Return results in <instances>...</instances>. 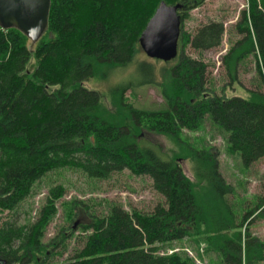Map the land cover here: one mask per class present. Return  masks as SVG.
Listing matches in <instances>:
<instances>
[{
    "label": "trees",
    "instance_id": "16d2710c",
    "mask_svg": "<svg viewBox=\"0 0 264 264\" xmlns=\"http://www.w3.org/2000/svg\"><path fill=\"white\" fill-rule=\"evenodd\" d=\"M205 0H51L49 27L40 40L16 28L0 27V213H17L47 174L78 170L104 180L128 169L148 175L165 197L152 213L125 210L111 203L102 215L92 214L79 228L83 246L62 264H194L183 253L160 250L186 237H206L208 251L218 252L221 264H259L264 242L242 228L250 218L264 220V197L241 214L229 202L233 188L220 171L212 147H196L185 131H200L207 119L223 132L227 150L248 169L264 157V91L247 90V97L206 93L205 66L185 55L188 45L207 50L221 45L225 29L219 22L201 26L192 37L183 31L189 12ZM161 2L181 4L178 56L166 62L161 80L155 65L139 61L142 82L125 81L111 90L114 110L103 96L84 86L129 65L141 51L139 39ZM239 31L223 64L232 82L249 57L264 86V0H248ZM157 85L163 102L154 108L129 103L126 92ZM159 133L179 146L168 156L142 137ZM193 163L194 179L181 160ZM66 188H50L39 217L0 227V260L5 264H52L50 254L75 234L74 220L90 210L83 201L63 202L73 226L48 244V225L58 213ZM241 211V210H240ZM248 224V223H247ZM249 225V224H248ZM246 229V228H245ZM58 253V252H56Z\"/></svg>",
    "mask_w": 264,
    "mask_h": 264
},
{
    "label": "rangeland",
    "instance_id": "374dc122",
    "mask_svg": "<svg viewBox=\"0 0 264 264\" xmlns=\"http://www.w3.org/2000/svg\"><path fill=\"white\" fill-rule=\"evenodd\" d=\"M247 8L248 0H205L202 5L192 9L183 21V31L192 37L201 26L210 22H219L224 25L225 32L220 46L207 50H197L188 45L184 52L187 57L204 64L206 93L225 97H247V90L264 91L252 57L247 58L240 65L238 80L232 84L223 64L224 55L231 44L243 38L238 26L242 21L243 11ZM142 60L155 65L156 79L161 80L160 71L168 63L149 58L141 49L129 65L112 70L106 78L99 76L92 78L84 82V86L90 90L98 91L104 97V106L108 110H114L111 90L125 81H144L145 77L139 72L140 67L137 65ZM172 61L170 63H173ZM125 96L129 103L139 108H154L163 102L161 89L154 84L130 89ZM184 135L191 143L197 145L196 147H212L216 153L220 171L233 188L229 195V202L238 210V219H241V214L244 212L254 209L260 199L264 197V157L248 169H243L240 156L231 154L227 150V142L223 132L210 119L205 121L202 130L197 132L185 131ZM142 138L154 144L168 156L180 154L178 153L180 152L179 146L169 136L153 133L144 135ZM180 162L186 175L194 179L191 160H181ZM60 184L65 186L66 192L57 204L58 213L56 217L45 231L43 241L46 244L51 242L59 232L67 231V228L73 226V221L66 217L63 202L69 200L83 201V206L90 205V210L74 219L79 222L74 229L75 234L67 239L66 248L62 250V247L59 246L53 250L54 255L50 254V258H48L52 264H62L83 246L84 234L79 225L87 221L92 214L102 215L105 213L111 203L119 204L127 211L135 209L142 213H152L157 205L165 203V197L155 190L153 180L148 175H135L125 169L122 172L112 174L108 179L95 180L81 171L64 169L42 177L34 186L32 195L20 204L17 213H13L14 211L0 213V227L5 221H15L18 225L28 224L27 221L33 223L39 217L50 188ZM247 226L253 238H258L264 242V220L253 216L246 222L242 228L243 242L247 233ZM205 240L206 237L203 236L186 237L172 242L170 246L166 245L160 250V254L183 253L194 264H221V257L218 252L214 249L208 251L209 248ZM0 264L4 263L1 261ZM259 264H264V261Z\"/></svg>",
    "mask_w": 264,
    "mask_h": 264
},
{
    "label": "water",
    "instance_id": "95a60500",
    "mask_svg": "<svg viewBox=\"0 0 264 264\" xmlns=\"http://www.w3.org/2000/svg\"><path fill=\"white\" fill-rule=\"evenodd\" d=\"M50 8L51 0H0V27L16 28L35 44L48 30ZM180 8L181 4L161 2L147 23L139 44L149 58L163 62L177 58L182 29Z\"/></svg>",
    "mask_w": 264,
    "mask_h": 264
},
{
    "label": "built area",
    "instance_id": "2783aa9c",
    "mask_svg": "<svg viewBox=\"0 0 264 264\" xmlns=\"http://www.w3.org/2000/svg\"><path fill=\"white\" fill-rule=\"evenodd\" d=\"M243 264H245V257H244V260H243Z\"/></svg>",
    "mask_w": 264,
    "mask_h": 264
}]
</instances>
